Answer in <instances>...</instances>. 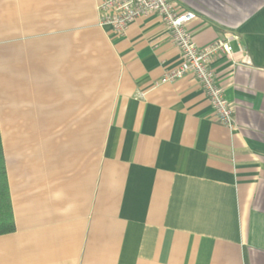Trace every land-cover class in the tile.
I'll return each instance as SVG.
<instances>
[{"label":"crops","instance_id":"0c3cea01","mask_svg":"<svg viewBox=\"0 0 264 264\" xmlns=\"http://www.w3.org/2000/svg\"><path fill=\"white\" fill-rule=\"evenodd\" d=\"M102 0H0V134L15 231L0 264H264V0H173L197 17L237 127L158 15L125 35Z\"/></svg>","mask_w":264,"mask_h":264},{"label":"built area","instance_id":"2783aa9c","mask_svg":"<svg viewBox=\"0 0 264 264\" xmlns=\"http://www.w3.org/2000/svg\"><path fill=\"white\" fill-rule=\"evenodd\" d=\"M98 8L101 24L111 26L118 35H125L130 24L141 17L160 16L180 51V61L168 68L156 85L193 74L208 97L216 119L231 129L237 127L234 107L226 98L224 88L211 67L215 56L226 54L231 57L233 47L230 38L198 45L190 28L197 14L193 10L180 8L173 0H102Z\"/></svg>","mask_w":264,"mask_h":264},{"label":"trees","instance_id":"16d2710c","mask_svg":"<svg viewBox=\"0 0 264 264\" xmlns=\"http://www.w3.org/2000/svg\"><path fill=\"white\" fill-rule=\"evenodd\" d=\"M15 228L7 180L6 162L0 134V235L14 232Z\"/></svg>","mask_w":264,"mask_h":264}]
</instances>
